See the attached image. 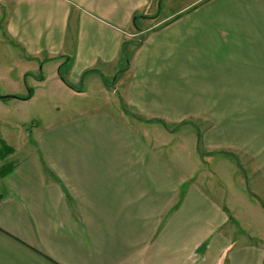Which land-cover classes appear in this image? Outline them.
<instances>
[{
    "label": "crops",
    "instance_id": "0c3cea01",
    "mask_svg": "<svg viewBox=\"0 0 264 264\" xmlns=\"http://www.w3.org/2000/svg\"><path fill=\"white\" fill-rule=\"evenodd\" d=\"M162 1L0 0L19 76L82 106L8 156L0 264H264V0Z\"/></svg>",
    "mask_w": 264,
    "mask_h": 264
},
{
    "label": "rangeland",
    "instance_id": "374dc122",
    "mask_svg": "<svg viewBox=\"0 0 264 264\" xmlns=\"http://www.w3.org/2000/svg\"><path fill=\"white\" fill-rule=\"evenodd\" d=\"M186 1L187 0H163L162 13L165 12V15H167L177 10ZM161 19L162 17L159 18V20ZM6 49L4 45L3 47L0 45V138L4 139L10 146L18 148L21 153L29 149V144L26 143V137H28V134L31 133L36 126L41 125L42 127L49 121H57L61 117L59 114L62 113H76L77 109H75V107L81 109L82 106H77L79 103L78 101H69L66 95L64 96V100L60 101V95L55 94L56 91L61 93L58 89V85L56 82L54 83L53 79L50 80L47 76L44 78V85L40 86L37 84L36 79L19 76L21 69L16 65L17 58L9 49ZM14 65H16V69L13 72V79L17 87H14L9 79L10 68L14 67ZM35 74L41 78L42 73L40 71H35ZM55 85H57V90ZM6 96L9 97L3 98ZM56 107H61L62 110H56ZM124 113L128 114L131 120H135L133 116H136L129 110H124ZM137 120L147 123L142 124L148 130L147 132H160L162 134L172 133L175 134L177 138L180 136L181 138L178 139H181V145L185 144L184 136L195 133V130L190 126H184L183 122L180 124H168L141 118ZM177 146L178 149H180L178 140ZM7 158L5 160L6 162H8ZM1 161L2 160H0V167L3 165ZM239 209L244 213L245 210L248 209V206L242 205ZM251 216L252 214L248 216L249 219L244 221L246 226L252 228L256 233L261 234V231H264V218ZM240 217L244 219L247 216L245 214L242 216L241 213ZM239 230L243 232L242 228Z\"/></svg>",
    "mask_w": 264,
    "mask_h": 264
},
{
    "label": "trees",
    "instance_id": "16d2710c",
    "mask_svg": "<svg viewBox=\"0 0 264 264\" xmlns=\"http://www.w3.org/2000/svg\"><path fill=\"white\" fill-rule=\"evenodd\" d=\"M9 96L3 97L8 98ZM15 152V148L7 144V142L0 138V160L5 163L0 167V180L9 174L15 167L14 163L6 162V158Z\"/></svg>",
    "mask_w": 264,
    "mask_h": 264
}]
</instances>
